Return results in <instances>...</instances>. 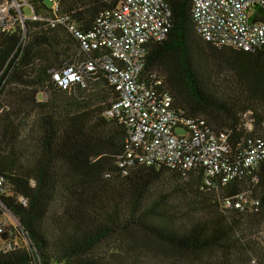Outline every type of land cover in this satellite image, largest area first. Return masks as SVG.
Returning a JSON list of instances; mask_svg holds the SVG:
<instances>
[{"label": "trees", "instance_id": "trees-1", "mask_svg": "<svg viewBox=\"0 0 264 264\" xmlns=\"http://www.w3.org/2000/svg\"><path fill=\"white\" fill-rule=\"evenodd\" d=\"M59 1L55 14L49 0H27L37 19L0 26V223L17 222L12 231L3 223L0 264H163L168 250L196 264H249L257 252L246 233L264 210V154L253 170L242 164L251 146L264 148V49L205 41L192 0H171L170 35L150 46L144 77L159 72L176 109L226 132L228 163L241 170L225 183L201 164L147 165L129 126L109 115L119 94L103 70L67 90L54 76L98 56L83 53L57 17L89 31L120 0ZM242 195L260 206L237 209ZM207 254L219 260L202 261Z\"/></svg>", "mask_w": 264, "mask_h": 264}, {"label": "built area", "instance_id": "built-area-1", "mask_svg": "<svg viewBox=\"0 0 264 264\" xmlns=\"http://www.w3.org/2000/svg\"><path fill=\"white\" fill-rule=\"evenodd\" d=\"M20 2L13 0V10L19 14L14 18L9 16L4 0H0V26L23 23V8L28 3ZM49 2L53 12L59 14L60 1ZM192 15L199 35L219 48L246 52L264 49V0H192ZM172 17L171 0H120L116 8L100 12L89 31L80 30L71 16L60 15L54 24L66 25L79 40L83 53L96 52L98 56L78 58L56 72L55 80L66 90L77 83L85 87L86 74L103 70L119 94L109 115L129 126V142L142 152L137 158L147 165L164 163L170 168L190 169L201 164L211 178L221 176L228 183L238 176L240 168L228 163L229 135L218 133L204 120L189 118L183 110L176 109L159 72L144 77L150 46L168 39ZM30 19L37 17L32 13ZM251 115L248 113L247 118ZM248 122V129L252 130V120ZM179 129L185 133L179 134ZM263 154L262 143L251 146L243 168L253 170ZM130 157H134L133 152ZM247 204L256 209L260 206L259 201H250L244 195L234 206L244 209Z\"/></svg>", "mask_w": 264, "mask_h": 264}, {"label": "rangeland", "instance_id": "rangeland-1", "mask_svg": "<svg viewBox=\"0 0 264 264\" xmlns=\"http://www.w3.org/2000/svg\"><path fill=\"white\" fill-rule=\"evenodd\" d=\"M22 2H27V0H19ZM4 4L8 10V14L9 16L12 17L11 14V10H13V0H4ZM15 11V10H13ZM23 12H24V16L26 19H30L32 17V11H31V7L28 4L24 5L23 8ZM44 99H46V96H44ZM179 134H184L185 131L179 129L177 131ZM259 219L261 220L260 224H257L258 227L257 229L253 230L251 232V234L246 233L248 235V242L250 243L251 247L254 248L257 252V256L256 258L252 257L249 264H258L259 261L261 260V256L262 253H264V210L261 211V215L259 216ZM4 225L6 226V228L9 231H12V227H17V222L15 221V219L12 216H7L6 219L4 220ZM20 244L22 243V241H19ZM166 255H164L165 257H161L159 259V261L163 264H168L169 263H176V262H180L181 264H196L195 261H198L197 258L193 257V256H189L187 254H176L170 250L165 252ZM202 261H207V260H215L218 261L219 257L217 256V254H207V255H203L201 256ZM158 264V263H157Z\"/></svg>", "mask_w": 264, "mask_h": 264}, {"label": "water", "instance_id": "water-1", "mask_svg": "<svg viewBox=\"0 0 264 264\" xmlns=\"http://www.w3.org/2000/svg\"><path fill=\"white\" fill-rule=\"evenodd\" d=\"M30 6V5H29ZM31 7V6H30ZM23 24H24V26H25V21H26V18L23 16Z\"/></svg>", "mask_w": 264, "mask_h": 264}, {"label": "crops", "instance_id": "crops-1", "mask_svg": "<svg viewBox=\"0 0 264 264\" xmlns=\"http://www.w3.org/2000/svg\"><path fill=\"white\" fill-rule=\"evenodd\" d=\"M31 11H32V9H31ZM33 13V12H32Z\"/></svg>", "mask_w": 264, "mask_h": 264}]
</instances>
